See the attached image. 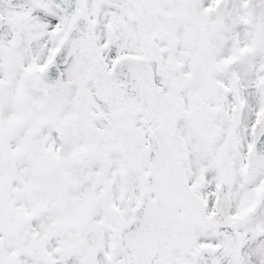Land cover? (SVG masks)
Here are the masks:
<instances>
[{
  "label": "snow or ice",
  "instance_id": "6c2138e0",
  "mask_svg": "<svg viewBox=\"0 0 264 264\" xmlns=\"http://www.w3.org/2000/svg\"><path fill=\"white\" fill-rule=\"evenodd\" d=\"M0 264H264V0H0Z\"/></svg>",
  "mask_w": 264,
  "mask_h": 264
}]
</instances>
